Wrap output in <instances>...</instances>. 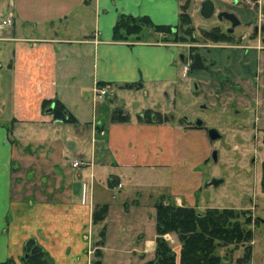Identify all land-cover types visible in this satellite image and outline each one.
Wrapping results in <instances>:
<instances>
[{"label": "crops", "instance_id": "obj_1", "mask_svg": "<svg viewBox=\"0 0 264 264\" xmlns=\"http://www.w3.org/2000/svg\"><path fill=\"white\" fill-rule=\"evenodd\" d=\"M179 6L180 0H0V94H4L0 107L10 109L5 115L0 109V262L13 259L22 264L19 257L28 240L41 246L49 259L46 264H94L97 249L100 264H141L154 256V229L150 238L140 235L144 240L139 249L124 233L108 238L104 228L99 243V231L114 216L112 210L125 215L128 205L120 198L110 206L101 192L103 185L95 186L104 177L95 164L77 151L66 160L67 146L59 131L66 123H89L93 135L105 138L117 172L104 178L114 191L123 189L124 175L172 167L164 144L172 147V138L190 135L198 147L197 155L192 149L188 157H199L186 166L187 182L181 180L170 193L158 192L148 212L145 208L140 212L153 220L158 201L192 203L189 174L208 154L204 133L169 117L161 123L143 118L145 110L154 111V96L163 94L170 100L176 91L188 90L189 80L180 74L182 48L162 40L112 39L120 14L146 15L154 24L174 25ZM98 87L105 89L106 99L117 89L142 92L152 108H142L136 117L124 108H111V114L119 109L128 120L113 122L110 114L105 127L93 112L95 101L102 98L96 94ZM44 101H50L46 108ZM55 101L73 122L53 119L48 109ZM74 160L81 164L73 167ZM112 179L116 182L110 184ZM97 204H107V211L101 223L92 224ZM131 251L139 257L132 260Z\"/></svg>", "mask_w": 264, "mask_h": 264}, {"label": "flooded vegetation", "instance_id": "obj_2", "mask_svg": "<svg viewBox=\"0 0 264 264\" xmlns=\"http://www.w3.org/2000/svg\"><path fill=\"white\" fill-rule=\"evenodd\" d=\"M250 1L229 0L226 3L215 0L217 10L215 2L212 1L214 12L210 17L215 14L217 23L206 28L199 27L204 42H199L200 39L194 32L196 26L193 24L191 13L188 12L193 29L191 39L184 45L181 42H175L182 46L180 52L182 64L187 63L186 72L183 73L182 70V76L189 80L188 90L192 84L195 87V95L202 94L204 97L201 106L208 110L230 108L229 111L222 113L224 115L234 112L238 120H226V128L228 130V125H233L229 130L232 134L239 135L244 146V149L235 156L236 160L246 155L242 157L244 166L237 164L238 166L234 167L235 170L239 167L236 174L239 175L236 190L239 193L241 191L251 193L253 196L246 195L242 206L239 207H200L197 198L199 191L203 188L217 187L225 182L223 177L211 176L208 181L196 177V174L200 173L202 176L204 173L200 165H207L210 158L214 161L217 159L218 150L209 147L208 143L221 139L223 134L216 127H206L202 119L194 122L186 118L185 123L188 127L204 133L208 147L207 156L201 164L194 167V170L198 167L199 169L195 173L194 170L191 172L193 201L187 207L193 208L197 215H206L207 210L218 211L223 215L219 224L223 225V229L230 230L228 238L212 240L214 245L212 255L217 257L218 264H231L233 252L238 250L241 252L235 256L234 264H264V19L251 20L249 13L256 10L259 17L260 14L264 15V7L258 8L259 0H252L254 4L249 7L241 5L243 2ZM200 5L201 3L199 13ZM222 11L233 13L240 23L232 27L229 20L218 19L217 14ZM223 20L227 21L224 28L221 27ZM241 25L251 29L247 30L245 27L248 33L235 35L236 27ZM202 31L210 33L211 37H204ZM215 33L222 34L223 37L213 40ZM197 55H199L198 60L195 59ZM192 64L200 65V67L191 68ZM189 75L191 78L188 77ZM165 116L168 118L167 115ZM211 130L215 131L214 138H211ZM262 149L263 152H261ZM243 167L247 173L243 172ZM240 198L242 199V196ZM207 230L211 231V226H207ZM223 249L224 252L220 253Z\"/></svg>", "mask_w": 264, "mask_h": 264}, {"label": "rangeland", "instance_id": "obj_3", "mask_svg": "<svg viewBox=\"0 0 264 264\" xmlns=\"http://www.w3.org/2000/svg\"><path fill=\"white\" fill-rule=\"evenodd\" d=\"M202 0H190V7H188V12L191 13L194 27V32L196 36L200 39L199 42L202 41V36L199 30V27L206 28L217 23L216 15L214 14L210 18H203L199 13V4ZM215 2V0H212ZM186 0H180V4H184ZM260 6L258 8L264 7V0H259ZM254 2L251 0L250 2H243L242 6H251ZM221 7V6H220ZM215 8L217 10L218 6L215 2ZM254 9V8H253ZM251 20L254 19H264V15L260 14L257 17L258 12L256 10L249 11ZM177 23V22H176ZM175 23V24H176ZM224 25H227V21L223 20L221 27L224 28ZM247 30H250L249 27L241 25L237 26L235 31V35L248 33ZM142 35L140 40L138 41H158L163 39L164 34L155 33L151 26L142 25ZM244 31H241L243 30ZM166 37H171V35H165ZM128 41H133L135 39L127 38ZM170 42V41H164ZM181 44H186L185 42H181ZM182 47V46H180ZM183 67H187V63H183L180 65V74L182 73ZM190 77V75L188 76ZM191 78V77H190ZM189 90H183L182 92L176 91L174 96H171V99L168 100L166 96L163 94H159L158 96H154V100L156 104L153 107V110L161 113V115H167L169 120H172L175 124L185 125L186 118L195 122L197 119H202L206 127H216L218 128L223 137L221 139H217L215 141H210L208 146L212 147V149L218 150L217 159L214 161L210 158L209 163L207 165H200V169L204 171L202 176L196 174V177H201V180H209L211 176L215 177H223L225 182L222 185L217 187H208L207 189L200 190L198 193V203L200 207L205 206H213V207H227V206H242L243 200L246 198V195L252 197L251 193L243 192L239 193L236 190V175L239 171L235 170L234 167L239 165L244 166V160L242 157H246V155H242L239 160H236V157L243 149L241 138L237 133H231L229 129L233 127V125H228L229 129L226 128V120H238V117L234 114V112H230L227 115L222 114L225 111H229L230 108H215L214 110H208L205 107H202L203 104V95H195V87L190 84ZM4 96V94H0V97ZM3 101V98H0V103ZM89 115L92 112L91 104L89 102ZM95 109L93 112L96 114V118L98 122H103L105 127H107V123L110 118V109L115 107H121L127 110L133 117H136V114L141 111L143 108L151 107L148 97L144 96L142 92L135 93L134 91H123V90H114L109 98H99L95 101ZM2 106L0 107V109ZM152 108V107H151ZM239 108H243L239 106ZM4 115L10 111V109L2 108ZM166 112V113H165ZM66 125V126H65ZM65 125L60 126V136L63 141L66 142L67 151L65 158L67 161H70L74 157V152L77 151L82 155L83 160H87L92 162V166L94 165V169L97 172L98 170L100 176L106 177L109 173H116L117 171L112 168V157L109 150H107V145L105 142V138H99L97 135H93L91 132V128L89 123H82L79 126L74 125V123H66ZM232 126V127H231ZM75 129L78 130V133L75 134ZM232 131H234L232 129ZM96 140V143H95ZM101 140V141H100ZM173 140V146L170 145L163 146V150L165 148L166 154H169L171 157V161L174 162L172 167L163 166L152 168L151 170H140L136 171V174L133 172L131 177L124 175L125 179L123 181V189L120 191L113 190L111 187H108L107 181L104 177H101V182L97 181L96 177V187L98 185H103V189H101L102 193L108 201L110 202V206L114 207V203L117 202L118 199L126 201L128 211H126L125 215L122 213L121 216H117L118 212L116 209H113L114 216H112L109 220H105L104 230L108 231V238H117V236L121 233H124V237H128L129 241L135 248L141 247V240L143 237L140 235L144 234L145 238L152 237V233L154 229L155 231V218L153 220L146 215L143 216V212L141 214L140 209L148 208V205L151 200L156 199V194L158 192H167L170 193L171 190H177V185H180L181 180L188 179V170L186 166H189V162H192L199 156H195L194 159L190 156V150H195L197 155V141L192 139L190 135L186 136V139H181L177 137ZM104 142V143H103ZM69 144H75V149L69 147ZM195 144V145H194ZM247 148V147H246ZM249 148V147H248ZM105 149V150H104ZM251 153V151H249ZM263 152V149L262 151ZM262 154V153H259ZM229 155V156H227ZM235 160H234V157ZM201 164V163H200ZM185 165V166H184ZM91 167L88 166L85 168L86 176L90 172ZM199 169V167L197 168ZM196 169V170H197ZM194 170V173L195 171ZM238 170V171H237ZM243 172L247 170L243 167ZM135 171V170H134ZM135 174V175H134ZM139 174V175H138ZM137 175V176H136ZM191 177V173L189 174ZM131 178V179H130ZM244 179V177H243ZM108 180V179H107ZM116 180H111L110 184H113ZM89 184V183H88ZM172 186L174 187H171ZM254 186V185H252ZM97 190V188H96ZM100 192V193H101ZM242 196V199L240 198ZM107 200V199H106ZM115 201V202H114ZM248 201V200H247ZM107 205V204H106ZM198 205V206H199ZM127 207L123 205V210H127ZM148 212V209H146ZM155 217V214H153ZM103 224V223H102ZM120 226V227H119ZM122 228V230H120ZM95 231V230H94ZM118 233V234H117ZM95 234V233H94ZM143 239V240H144ZM163 239L167 241L170 249L176 254V259L178 258V253L180 250V242L177 239L176 235L173 233H165L163 235ZM137 242V243H136ZM131 245V246H132ZM224 249L220 250V253H223ZM240 250L234 251V256L231 258V264H234V258L236 255L240 254ZM103 253L110 254L108 251H103ZM138 252L131 251L129 253L132 260H135L139 257ZM23 254L20 255V257ZM19 257V258H20Z\"/></svg>", "mask_w": 264, "mask_h": 264}, {"label": "trees", "instance_id": "obj_4", "mask_svg": "<svg viewBox=\"0 0 264 264\" xmlns=\"http://www.w3.org/2000/svg\"><path fill=\"white\" fill-rule=\"evenodd\" d=\"M188 3L179 6L178 21L174 25L154 24L146 15L133 16L130 14H120L112 29V39L115 41H128L127 38L140 40L142 35V25L151 26L155 33L164 34L162 41L170 42H187L192 36L191 16L188 13ZM165 35H171L166 37ZM202 35L210 36V33L202 31ZM223 37L222 34L213 36V40H218ZM101 85V84H100ZM50 101H44L43 107H47ZM53 119L73 122V117L66 112V109L57 101L51 110ZM143 118L146 122H164L167 120L165 115L159 112L145 110ZM127 115L119 109L113 110L111 121H127ZM107 211L106 204H97L92 211V224H99L104 220ZM208 214H211L208 216ZM207 215V216H206ZM206 215H197L195 210L187 206H177L172 203H163L158 201L155 204V248L153 258L141 264H218L217 257L212 255L213 243L215 238H228L230 230L223 229V225L219 224L223 215L215 210H207ZM209 223V224H207ZM211 223V224H210ZM207 226H211L212 230L208 231ZM103 227L99 231V243H102ZM165 233H173L180 242V250L178 258L170 249L166 240L163 239ZM34 245L33 240L26 241L23 249V254L28 252ZM101 252L97 249L94 264H100ZM22 264H46L49 259L46 253L42 250L36 255H30L24 258L22 255L19 258ZM178 261V263H177ZM0 264H15L13 259H8Z\"/></svg>", "mask_w": 264, "mask_h": 264}, {"label": "water", "instance_id": "obj_5", "mask_svg": "<svg viewBox=\"0 0 264 264\" xmlns=\"http://www.w3.org/2000/svg\"><path fill=\"white\" fill-rule=\"evenodd\" d=\"M213 12H214V5H213L212 0H203L201 2V5H200V15L204 18H209L213 14ZM217 18L218 19L225 18V19L229 20L232 23V27H234L240 23L238 18L233 13H230L227 11L219 12L217 14ZM195 59L198 60L199 55L195 56ZM198 67H200V65H196V64L191 65V68H198ZM48 110L49 111L52 110V107L49 108ZM214 132L215 131H213V130L210 131L211 138L215 137ZM24 250H25V248H24ZM41 251H42L41 246L35 244L30 248V250L28 252L25 251L23 256H24V258H28L30 255H36L37 253H39Z\"/></svg>", "mask_w": 264, "mask_h": 264}, {"label": "built area", "instance_id": "obj_6", "mask_svg": "<svg viewBox=\"0 0 264 264\" xmlns=\"http://www.w3.org/2000/svg\"><path fill=\"white\" fill-rule=\"evenodd\" d=\"M11 22V20L10 19H8L7 20V23H10ZM186 69H187V67H183V73H185L186 72ZM96 94L99 96V97H102V96H104L105 94H106V91H105V89H103V88H97L96 89ZM81 163L78 161V160H74L72 163H71V165L73 166V167H78L79 165H80Z\"/></svg>", "mask_w": 264, "mask_h": 264}]
</instances>
